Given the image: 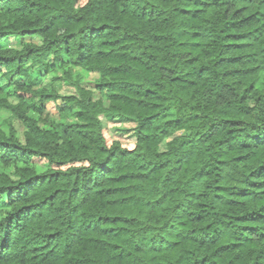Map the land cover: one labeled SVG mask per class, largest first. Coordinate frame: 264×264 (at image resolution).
<instances>
[{"label":"trees","instance_id":"obj_1","mask_svg":"<svg viewBox=\"0 0 264 264\" xmlns=\"http://www.w3.org/2000/svg\"><path fill=\"white\" fill-rule=\"evenodd\" d=\"M0 111V264H264V0H0Z\"/></svg>","mask_w":264,"mask_h":264},{"label":"rangeland","instance_id":"obj_2","mask_svg":"<svg viewBox=\"0 0 264 264\" xmlns=\"http://www.w3.org/2000/svg\"><path fill=\"white\" fill-rule=\"evenodd\" d=\"M26 42H31L35 44H40L39 39H27ZM8 43H11L12 47L20 49L22 46V43L19 39H9ZM59 75H62V72H58ZM84 80L87 83H99L100 82V75L94 72H85L84 73ZM63 96H77L78 92L74 85H72L69 82H66V84L63 86L62 92ZM9 116L5 111H0V125L1 122L5 119H8ZM101 123L104 127H106L107 132L111 136V138L115 141L121 142L123 144H131L135 141V129L136 125L133 123H130L128 121L118 119V118H111L107 116L101 117ZM15 126L19 129L17 132V137L24 142V129L20 127L18 123H15ZM39 172H44V168H39ZM5 172L10 174L13 179H17L15 169L10 166L5 168Z\"/></svg>","mask_w":264,"mask_h":264}]
</instances>
